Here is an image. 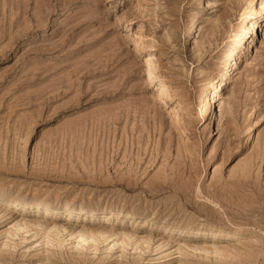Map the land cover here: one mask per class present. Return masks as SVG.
I'll return each mask as SVG.
<instances>
[{
  "label": "rangeland",
  "instance_id": "1",
  "mask_svg": "<svg viewBox=\"0 0 264 264\" xmlns=\"http://www.w3.org/2000/svg\"><path fill=\"white\" fill-rule=\"evenodd\" d=\"M252 24L264 0H0V201L75 210L0 202V264H264Z\"/></svg>",
  "mask_w": 264,
  "mask_h": 264
},
{
  "label": "bare ground",
  "instance_id": "2",
  "mask_svg": "<svg viewBox=\"0 0 264 264\" xmlns=\"http://www.w3.org/2000/svg\"><path fill=\"white\" fill-rule=\"evenodd\" d=\"M204 9H205V7H203ZM199 15V14H198ZM196 18L197 19H201L202 17H198L197 15H196ZM197 21V20H196ZM259 27H261V26H255V24H252L251 25V30H252V36L253 35H257L258 34V32L259 33H261L262 34V31H263V27L264 26H262L260 29H259ZM188 31H189V35H188V39H189V37H191V38H193V36H194V34H195V27H193V24L190 26V28L188 29ZM264 32V31H263ZM187 33V32H186ZM188 34V33H187ZM264 34V33H263ZM190 38V39H191ZM186 40V39H185ZM253 41H254V37L252 38H250V42H248V44H247V48L249 49V48H252V44H253ZM190 42V41H189ZM208 43V42H207ZM209 44H210V42H209ZM208 44V45H209ZM257 44H259V40H257ZM220 64H221V68L223 69V68H225L226 67V63L225 62H220ZM222 78H223V76H221ZM161 79H163L162 77H160ZM214 99H216V96L213 94V93H211L210 94V101L211 100H214ZM222 111H223V107H222V103H219V105H218V113H219V115L222 113ZM249 139V138H248ZM251 140V139H250ZM245 144H248V140L246 141V143ZM250 144V143H249ZM1 203H3V207H8V208H10V209H12V210H19L20 212H21V214H22V212L23 213H27V212H33V213H39L41 216H43L44 218H52V219H56V217L57 218H59L60 216H64V218H69L74 212H75V210L72 208V207H65V208H53V207H51V206H48V205H39V204H22V203H18V202H14V201H0ZM2 208V207H1ZM4 210V209H3ZM78 211H82V210H78ZM79 212V213H80ZM81 214V213H80ZM24 221V220H23ZM22 222V221H21ZM44 222V221H43ZM23 223V222H22ZM46 223V222H45ZM24 224V223H23ZM27 224V223H26ZM15 226V225H14ZM18 227L22 230V228H27L28 227V225H27V227L26 226H24L23 227V225H19L18 224ZM30 227H31V225H30ZM61 227V226H60ZM16 228V227H15ZM18 228V229H19ZM17 229V228H16ZM18 229H17V231H18ZM49 231H52V232H60V233H62V232H64L65 231V229H64V227H63V229L62 228H58L57 227V225H55V223H51V224H49ZM14 230V229H13ZM21 230H19V231H21ZM27 230V229H26ZM48 231V230H47ZM13 232V231H12ZM60 233H57V234H60ZM96 233V232H95ZM102 233H104V232H102ZM220 233V232H219ZM18 234V233H17ZM56 234V233H55ZM107 234V233H106ZM117 234V233H116ZM116 234H111V235H108V237H107V235H106V237L107 238H109V237H114ZM124 233H121V235H123ZM103 236L105 235V233L104 234H102ZM102 235H100V236H102ZM234 234H229V233H227V234H214L213 235V237L215 238L216 237V239H219V240H222V241H224V242H227V241H230L231 239H233L234 238ZM7 237H9V236H7ZM105 237V236H104ZM122 237H124L125 239H127L126 241H128V240H131V238H133L132 237V235L130 236V235H123ZM106 238V239H107ZM85 239V238H84ZM83 239V240H84ZM110 239V238H109ZM108 239V240H109ZM81 241H82V238L80 239ZM92 240H94V239H92ZM80 241V242H81ZM85 241V240H84ZM89 241V240H88ZM92 242V241H91ZM95 242V241H94ZM106 242H107V240H106ZM124 242V240L123 241H121V243H123ZM130 242V241H129ZM144 242V241H143ZM86 243V242H85ZM125 243V242H124ZM46 244V243H45ZM114 244V243H113ZM147 244V243H146ZM118 245V244H117ZM125 245H126V243H125ZM145 245V244H144ZM14 247V246H13ZM78 246H73V248L74 249H78L77 248ZM199 248H201V247H198V248H193L192 250H201V251H204V252H206V253H212V254H215V255H220V254H224V251L225 250H222V249H224V247L223 248H220V246H218V247H216L215 245H210V250L209 249H207V247H206V249H199ZM73 249V250H74ZM110 249V248H109ZM234 250H236V249H234ZM176 251H178V252H181V248H176ZM184 251V250H183ZM227 251V250H226ZM228 252V251H227ZM227 252L225 253V254H227ZM235 252V251H234ZM185 253V252H184ZM229 253V252H228ZM235 253H237V252H235ZM180 254V253H179ZM222 254V255H223ZM224 254V255H225ZM223 255V256H224ZM232 256H235V255H233V254H231ZM238 255V254H237ZM221 256V255H220ZM228 256V255H227ZM232 258V257H231Z\"/></svg>",
  "mask_w": 264,
  "mask_h": 264
}]
</instances>
